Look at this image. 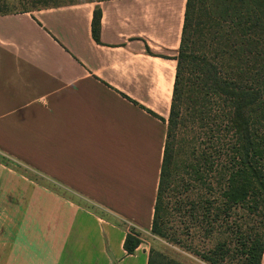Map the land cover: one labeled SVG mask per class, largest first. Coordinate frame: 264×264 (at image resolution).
I'll return each mask as SVG.
<instances>
[{
	"label": "crops",
	"instance_id": "1",
	"mask_svg": "<svg viewBox=\"0 0 264 264\" xmlns=\"http://www.w3.org/2000/svg\"><path fill=\"white\" fill-rule=\"evenodd\" d=\"M186 3L80 0L0 12V117H15L2 130L47 132L41 176L65 186H0V264H148L151 247L129 253L121 226L71 197L97 196L95 181L134 166L137 153L145 175L155 166L153 219ZM22 146L32 153V143ZM8 242L29 252L7 251Z\"/></svg>",
	"mask_w": 264,
	"mask_h": 264
},
{
	"label": "trees",
	"instance_id": "2",
	"mask_svg": "<svg viewBox=\"0 0 264 264\" xmlns=\"http://www.w3.org/2000/svg\"><path fill=\"white\" fill-rule=\"evenodd\" d=\"M176 60L151 231L208 264H262L264 0H187ZM148 264L187 263L151 247Z\"/></svg>",
	"mask_w": 264,
	"mask_h": 264
},
{
	"label": "rangeland",
	"instance_id": "3",
	"mask_svg": "<svg viewBox=\"0 0 264 264\" xmlns=\"http://www.w3.org/2000/svg\"><path fill=\"white\" fill-rule=\"evenodd\" d=\"M80 0H0V8L7 12L22 11L32 6H44L61 2ZM15 117H0V186L5 187H54L63 191V181L46 180L41 176L46 172V162L49 158L47 132H17L2 130L6 122L12 123ZM20 118V116H19ZM32 143L34 147H23L22 144ZM36 150H39V154ZM122 153V152H121ZM33 155V156H32ZM136 153L134 166H121L117 177L110 181H95L99 186L95 197L73 195L82 206H85L107 220L121 226L127 233L136 231L144 245L163 250L187 264H208L188 253L170 245L151 231V203L153 201L156 173L152 164L151 173L146 175V168L139 162ZM61 158V155L58 156ZM133 160V159H132ZM34 164H33V163ZM39 173V174H38ZM38 175V176H37ZM39 186H34V184ZM32 184V185H30ZM109 186L108 188L106 187ZM11 217L7 218L8 222ZM2 238V236H1ZM1 249L3 245L0 244ZM7 251L29 252V244L18 246L8 242Z\"/></svg>",
	"mask_w": 264,
	"mask_h": 264
}]
</instances>
